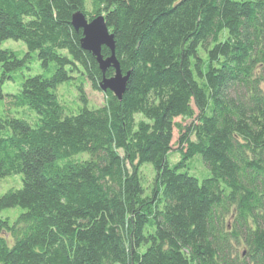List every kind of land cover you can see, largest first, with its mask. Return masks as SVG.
<instances>
[{
  "label": "trees",
  "instance_id": "16d2710c",
  "mask_svg": "<svg viewBox=\"0 0 264 264\" xmlns=\"http://www.w3.org/2000/svg\"><path fill=\"white\" fill-rule=\"evenodd\" d=\"M77 11L121 100L86 105L114 69ZM0 67V264H264V0H0Z\"/></svg>",
  "mask_w": 264,
  "mask_h": 264
},
{
  "label": "water",
  "instance_id": "95a60500",
  "mask_svg": "<svg viewBox=\"0 0 264 264\" xmlns=\"http://www.w3.org/2000/svg\"><path fill=\"white\" fill-rule=\"evenodd\" d=\"M71 23L75 30L82 31L81 48L95 57L101 72L104 74L107 69H114L111 77H103L99 85L100 89L103 92H112L121 100L130 73L123 74L120 69L115 55L114 34L109 31L104 16L100 15L88 20L82 12L77 11L72 15ZM102 47L108 48L110 55L104 57L101 53Z\"/></svg>",
  "mask_w": 264,
  "mask_h": 264
},
{
  "label": "rangeland",
  "instance_id": "374dc122",
  "mask_svg": "<svg viewBox=\"0 0 264 264\" xmlns=\"http://www.w3.org/2000/svg\"><path fill=\"white\" fill-rule=\"evenodd\" d=\"M2 47L15 50V51L21 50V49L23 51H26L25 45L23 42L15 41L12 39L5 40L2 43ZM19 56L22 57L23 55L20 53ZM29 66H30V70L29 71L25 70L26 76H29V75L34 76L37 74L45 73L38 60H32ZM0 76H1V67H0ZM68 83H64L60 85L59 94L64 99H66V101L76 100V97L78 94V92L76 91V87L73 81H69ZM83 87H84L83 94L86 97V105L88 107H99L105 103L106 96L104 92L93 89L92 85L89 82H87ZM2 88H3V91L6 93L16 92L18 90L17 84H14L13 82H10V81H5ZM187 122L188 121H186V123ZM176 139H177V132L175 131L174 137H173V148L174 149L176 148V144H175ZM173 160H177V155H173V158H171L170 161L172 162ZM193 166L194 168L193 167L192 168L194 169L196 173L198 174L204 173L203 167L199 161H195ZM145 172L147 173L148 177L151 178L152 173L149 170ZM20 187H21V181H20L19 175L6 177L5 179H2L0 181V194L6 192L8 189L20 188Z\"/></svg>",
  "mask_w": 264,
  "mask_h": 264
}]
</instances>
